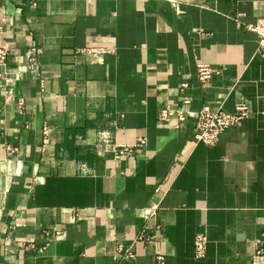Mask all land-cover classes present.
I'll return each instance as SVG.
<instances>
[{"label": "crops", "instance_id": "obj_1", "mask_svg": "<svg viewBox=\"0 0 264 264\" xmlns=\"http://www.w3.org/2000/svg\"><path fill=\"white\" fill-rule=\"evenodd\" d=\"M261 18L264 0H0L10 67L41 50L40 76L12 91L0 80V264H252L264 57L248 24ZM200 63L217 69L206 85ZM187 98L227 111L245 101L251 114L215 145L196 143L193 118L159 120Z\"/></svg>", "mask_w": 264, "mask_h": 264}, {"label": "built area", "instance_id": "obj_2", "mask_svg": "<svg viewBox=\"0 0 264 264\" xmlns=\"http://www.w3.org/2000/svg\"><path fill=\"white\" fill-rule=\"evenodd\" d=\"M174 2L175 0H169ZM248 28L257 33L259 38L258 54L264 57V18L259 19L255 23L248 24ZM41 50L36 46L28 47L26 51L25 63L16 68L10 67L9 57L11 55V46L9 43L0 44V80L14 89L15 83L25 74L40 76L41 65L39 55ZM217 72L210 63H200L198 65L197 78L202 85H206L213 75ZM188 84H183L187 87ZM192 100L187 98L184 101L183 107L166 105L159 112V120L162 123H168L172 120L177 121V127L185 123L188 118L194 119V139L196 143L202 142L208 145H215L219 142L222 133L235 126L241 125L251 114L249 103L240 101L236 104L234 111H227L222 107H213L211 105H203L199 109L191 108ZM147 144L146 137H140L135 145H120L118 148L117 157H122L130 154L133 146L143 147ZM162 183L156 188V192H160ZM159 204L156 203L147 210V217H151L156 213ZM152 237L146 236L144 233L139 235L138 239L142 242L151 241ZM208 236L205 232L197 234L195 239V258L201 260L206 257ZM255 253L252 255V264H264V239L257 240ZM118 252H121L125 258L135 256L132 249H123L122 245L118 246ZM157 260L160 264L165 262V257L159 255Z\"/></svg>", "mask_w": 264, "mask_h": 264}]
</instances>
